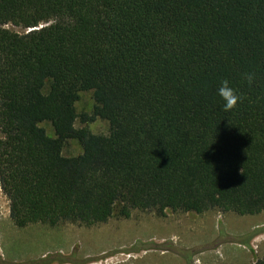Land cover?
Returning <instances> with one entry per match:
<instances>
[{
	"label": "trees",
	"instance_id": "1",
	"mask_svg": "<svg viewBox=\"0 0 264 264\" xmlns=\"http://www.w3.org/2000/svg\"><path fill=\"white\" fill-rule=\"evenodd\" d=\"M0 188L18 228L264 212V0H0Z\"/></svg>",
	"mask_w": 264,
	"mask_h": 264
},
{
	"label": "rangeland",
	"instance_id": "2",
	"mask_svg": "<svg viewBox=\"0 0 264 264\" xmlns=\"http://www.w3.org/2000/svg\"><path fill=\"white\" fill-rule=\"evenodd\" d=\"M80 119L90 115L91 92H80L74 104ZM55 138L49 123L39 125ZM105 135L106 121L87 125ZM82 153L76 140L62 149L65 157ZM264 256V212L252 216L209 211L203 214L167 210L133 211L128 219L116 212L104 224L85 227L33 224L18 228L9 217V201L0 188V264H253Z\"/></svg>",
	"mask_w": 264,
	"mask_h": 264
},
{
	"label": "clouds",
	"instance_id": "3",
	"mask_svg": "<svg viewBox=\"0 0 264 264\" xmlns=\"http://www.w3.org/2000/svg\"><path fill=\"white\" fill-rule=\"evenodd\" d=\"M247 79L251 83V76H248ZM218 95L223 101V110L225 112L233 110L241 99L236 90L229 86L228 80L222 81L221 86L218 88Z\"/></svg>",
	"mask_w": 264,
	"mask_h": 264
},
{
	"label": "water",
	"instance_id": "4",
	"mask_svg": "<svg viewBox=\"0 0 264 264\" xmlns=\"http://www.w3.org/2000/svg\"><path fill=\"white\" fill-rule=\"evenodd\" d=\"M42 26H40V28H41Z\"/></svg>",
	"mask_w": 264,
	"mask_h": 264
}]
</instances>
